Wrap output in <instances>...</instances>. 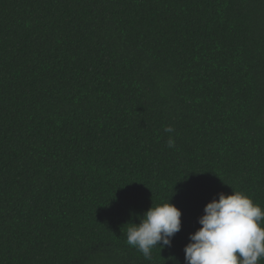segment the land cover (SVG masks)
Here are the masks:
<instances>
[{"label":"trees","instance_id":"1","mask_svg":"<svg viewBox=\"0 0 264 264\" xmlns=\"http://www.w3.org/2000/svg\"><path fill=\"white\" fill-rule=\"evenodd\" d=\"M233 190L264 209V0H0V264H185Z\"/></svg>","mask_w":264,"mask_h":264},{"label":"clouds","instance_id":"2","mask_svg":"<svg viewBox=\"0 0 264 264\" xmlns=\"http://www.w3.org/2000/svg\"><path fill=\"white\" fill-rule=\"evenodd\" d=\"M164 132L172 133V126ZM167 146H175L170 137ZM181 211L169 202L150 206L139 223L126 228L127 245L136 248L146 260L156 246L171 245L181 228ZM200 227L189 233L184 246L185 264H260L264 261V209L241 191L218 194L204 205L198 217Z\"/></svg>","mask_w":264,"mask_h":264}]
</instances>
